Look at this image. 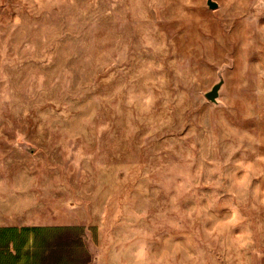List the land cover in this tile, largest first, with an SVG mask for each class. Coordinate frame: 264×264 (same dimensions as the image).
Masks as SVG:
<instances>
[{"label": "rangeland", "instance_id": "374dc122", "mask_svg": "<svg viewBox=\"0 0 264 264\" xmlns=\"http://www.w3.org/2000/svg\"><path fill=\"white\" fill-rule=\"evenodd\" d=\"M213 1L0 0V225L264 264V0Z\"/></svg>", "mask_w": 264, "mask_h": 264}, {"label": "crops", "instance_id": "0c3cea01", "mask_svg": "<svg viewBox=\"0 0 264 264\" xmlns=\"http://www.w3.org/2000/svg\"><path fill=\"white\" fill-rule=\"evenodd\" d=\"M0 264H96L94 234L81 224L0 225Z\"/></svg>", "mask_w": 264, "mask_h": 264}, {"label": "water", "instance_id": "95a60500", "mask_svg": "<svg viewBox=\"0 0 264 264\" xmlns=\"http://www.w3.org/2000/svg\"><path fill=\"white\" fill-rule=\"evenodd\" d=\"M208 7L211 10L218 9V5L213 0H208ZM223 83L224 81L221 78L220 82L217 85H215L209 93L206 94V98L208 99V101H210L213 104H218V99L220 97V91L223 87ZM34 151H35L34 149H30L29 153L33 154Z\"/></svg>", "mask_w": 264, "mask_h": 264}]
</instances>
